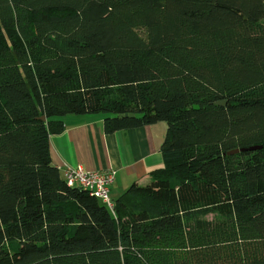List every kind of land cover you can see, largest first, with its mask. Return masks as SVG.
<instances>
[{
	"label": "trees",
	"instance_id": "16d2710c",
	"mask_svg": "<svg viewBox=\"0 0 264 264\" xmlns=\"http://www.w3.org/2000/svg\"><path fill=\"white\" fill-rule=\"evenodd\" d=\"M95 113L167 126L112 208L50 159ZM0 264H264V0H0Z\"/></svg>",
	"mask_w": 264,
	"mask_h": 264
},
{
	"label": "crops",
	"instance_id": "0c3cea01",
	"mask_svg": "<svg viewBox=\"0 0 264 264\" xmlns=\"http://www.w3.org/2000/svg\"><path fill=\"white\" fill-rule=\"evenodd\" d=\"M103 117L101 113L65 115L62 132L49 136V152L62 177L67 167L114 170L108 192L114 200L132 183H148L150 170L161 166L160 148L167 126L158 121L105 133Z\"/></svg>",
	"mask_w": 264,
	"mask_h": 264
},
{
	"label": "built area",
	"instance_id": "2783aa9c",
	"mask_svg": "<svg viewBox=\"0 0 264 264\" xmlns=\"http://www.w3.org/2000/svg\"><path fill=\"white\" fill-rule=\"evenodd\" d=\"M115 171L107 172L89 171L76 167H67L63 172V178L68 186H78L86 189L91 195L101 199L109 208H112V200L109 197V185L114 179Z\"/></svg>",
	"mask_w": 264,
	"mask_h": 264
},
{
	"label": "water",
	"instance_id": "95a60500",
	"mask_svg": "<svg viewBox=\"0 0 264 264\" xmlns=\"http://www.w3.org/2000/svg\"><path fill=\"white\" fill-rule=\"evenodd\" d=\"M217 103L218 104H224V101L223 100L222 101H218ZM41 119L44 120L45 117L42 116ZM256 148H257L256 146H251V147H248L247 149L252 150V149H256ZM240 150H245V149L244 148H242V149H233L231 151H228V153H236V152H238Z\"/></svg>",
	"mask_w": 264,
	"mask_h": 264
}]
</instances>
